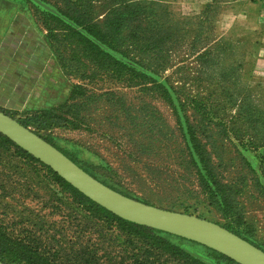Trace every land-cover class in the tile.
<instances>
[{
    "label": "rangeland",
    "instance_id": "rangeland-1",
    "mask_svg": "<svg viewBox=\"0 0 264 264\" xmlns=\"http://www.w3.org/2000/svg\"><path fill=\"white\" fill-rule=\"evenodd\" d=\"M6 1L44 54L29 105L2 111L35 116L29 129L138 201L230 227L264 250L258 0ZM0 237L39 264H193L103 221L1 139Z\"/></svg>",
    "mask_w": 264,
    "mask_h": 264
},
{
    "label": "water",
    "instance_id": "water-1",
    "mask_svg": "<svg viewBox=\"0 0 264 264\" xmlns=\"http://www.w3.org/2000/svg\"><path fill=\"white\" fill-rule=\"evenodd\" d=\"M0 134L119 219L199 244L236 264H264L263 250L216 223L147 205L114 191L2 110Z\"/></svg>",
    "mask_w": 264,
    "mask_h": 264
},
{
    "label": "crops",
    "instance_id": "crops-1",
    "mask_svg": "<svg viewBox=\"0 0 264 264\" xmlns=\"http://www.w3.org/2000/svg\"><path fill=\"white\" fill-rule=\"evenodd\" d=\"M0 9L12 13L10 19L0 15V109L7 105L20 110L30 103L28 93L39 77L35 69L41 63L44 45L14 3L0 0ZM258 21L259 15L254 18L255 29L261 25ZM11 42L15 48L7 47Z\"/></svg>",
    "mask_w": 264,
    "mask_h": 264
},
{
    "label": "trees",
    "instance_id": "trees-1",
    "mask_svg": "<svg viewBox=\"0 0 264 264\" xmlns=\"http://www.w3.org/2000/svg\"><path fill=\"white\" fill-rule=\"evenodd\" d=\"M5 114H7V113H5ZM48 114H49L48 112H42L41 117H46V116H48ZM9 116L11 117V115H9ZM35 119H36V117L34 116L32 118H27L24 120L23 119L22 120L17 119V121L21 125H23L24 127L29 129L30 124ZM39 128L41 129L42 125L39 126ZM30 130L32 132H34L35 134H37L38 136H40L42 139H44L49 144L56 147L49 138H45V137L41 136L38 132H36L32 129H30ZM0 139L3 140L5 142V144H8L9 146L13 147L20 155L24 156L25 158H27L28 160L33 162L35 165H38L42 169L46 170L50 174L51 178L53 179V181L56 184H58L60 187H62V189L65 190L66 192L70 193L79 204H83V205L87 206L89 209H91L103 221H107V222L116 223L118 225H121L124 228L128 229L131 233H133L136 236L153 239L156 242H158L159 245L170 248L171 250H175L176 252L185 256L187 259H191L193 264H221V263L236 264V263L232 262L231 260H229L228 258H226L225 256H223L219 253H216V252H214V251H212V250H210L204 246H201L199 244H196V243L187 241L185 239H181V238H178V237H175V236H172V235L160 232V231H156V230H153L150 228H146L143 226L132 224L130 222H127V221H124L122 219L117 218L116 216H114L110 212L106 211L102 207L96 205L95 203H93L92 201L87 199L85 196H83L81 193H79L77 190H75L72 186H70L68 183H66L64 180H62L52 170H50L48 167L41 164L38 160L34 159L30 155H28L26 152H24L19 147L14 145L12 142H10L7 138L2 136L1 134H0ZM193 146H194V150H195V145H193ZM58 150H60V149H58ZM63 154L65 156H67L65 153H63ZM68 158L72 162H74L76 165H78L80 168H82L85 172H87L89 175H91L92 177H94L96 180L100 181L104 185L108 186L109 188L113 189L114 191L119 192L120 194H122L124 196L135 199L130 194L120 190L117 186H115L113 184H108L104 181L99 180L88 169L82 167L74 159H72L70 157H68ZM135 200H137V199H135ZM222 227L227 229L228 231L234 233L235 235L241 237L242 239L248 241L249 243H251L248 239H246V238L242 237L241 235H239L238 233L234 232L230 227H225V226H222ZM3 241H5L3 239V237H0V261L3 264H39L37 261L42 260L41 256H39L38 254H29V252H27L25 249L18 247V244L11 247V246H8L7 244H5ZM182 242L200 246L203 250L209 252V255L204 256V255L199 254L198 252L190 251L187 248V246L182 244ZM252 245H254V244H252ZM254 246H256V245H254ZM257 248H259V247H257Z\"/></svg>",
    "mask_w": 264,
    "mask_h": 264
},
{
    "label": "built area",
    "instance_id": "built-area-1",
    "mask_svg": "<svg viewBox=\"0 0 264 264\" xmlns=\"http://www.w3.org/2000/svg\"><path fill=\"white\" fill-rule=\"evenodd\" d=\"M259 4V19L262 24H264V0H258Z\"/></svg>",
    "mask_w": 264,
    "mask_h": 264
}]
</instances>
